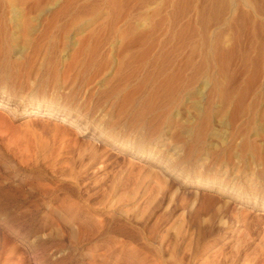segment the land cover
<instances>
[{
  "label": "rangeland",
  "instance_id": "obj_1",
  "mask_svg": "<svg viewBox=\"0 0 264 264\" xmlns=\"http://www.w3.org/2000/svg\"><path fill=\"white\" fill-rule=\"evenodd\" d=\"M0 17V264H264V211L195 182L238 173L264 0H0ZM32 98L73 123L32 121ZM139 138L161 171L128 161Z\"/></svg>",
  "mask_w": 264,
  "mask_h": 264
},
{
  "label": "bare ground",
  "instance_id": "obj_2",
  "mask_svg": "<svg viewBox=\"0 0 264 264\" xmlns=\"http://www.w3.org/2000/svg\"><path fill=\"white\" fill-rule=\"evenodd\" d=\"M14 11V10H13ZM12 11V12H13ZM16 11V10H15ZM17 12V11H16ZM14 13V12H13ZM18 13V12H17ZM16 14V13H14ZM13 15V14H12ZM4 16V15H3ZM1 18V17H0ZM17 18V17H16ZM5 19H7L5 17ZM4 19V21H5ZM10 19H14V15H13V18H10ZM1 20V19H0ZM8 21V20H7ZM18 20L16 19V22ZM22 21V20H20ZM19 21V22H20ZM17 22V23H19ZM15 23V22H13ZM12 23V24H13ZM22 24H24L25 22H21ZM3 24V23H2ZM6 24V23H5ZM57 24V23H56ZM1 25V24H0ZM19 26L21 24H18ZM16 25V26H18ZM31 25V24H30ZM29 25V26H30ZM4 26V25H3ZM28 26V27H29ZM54 26V25H53ZM1 27V26H0ZM7 27V26H5ZM4 27V28H5ZM25 27V26H24ZM30 27H33V26H30ZM29 27V28H30ZM56 27V26H55ZM17 28V27H16ZM21 28V27H20ZM19 28V29H20ZM53 28V27H52ZM59 28V27H58ZM22 29V28H21ZM27 29V28H26ZM25 29V31H27ZM30 29H33V28H30ZM55 29V28H54ZM3 29H1L0 32H2ZM7 30V29H5ZM24 31V29H22ZM4 31V30H3ZM21 31V30H20ZM21 31V33L23 32ZM24 31L25 34H21V35H26L27 33ZM28 31H31V30H28ZM5 32V31H4ZM7 32V31H6ZM5 32V33H6ZM55 32V30H54ZM53 32V33H54ZM7 33H10L9 31ZM29 33V32H28ZM44 33V32H43ZM47 33V31H46ZM46 33L41 34L42 35H45ZM50 33V31H49ZM3 35V33H1ZM0 34V36H1ZM31 34V32H30ZM7 35V34H6ZM13 35L14 37V34H11V36ZM19 35V34H18ZM19 35V36H21ZM55 35V34H53ZM28 36V34H27ZM26 36V37H27ZM6 37V36H5ZM17 37V36H16ZM32 37V36H30ZM45 37V36H43ZM264 37V36H263ZM2 38V36L0 37V39ZM11 38V37H10ZM24 41V38L21 37ZM29 38V36L27 37ZM4 39V38H3ZM8 39V38H7ZM15 39V38H13ZM26 39V38H25ZM32 38L28 39L30 41ZM47 39V38H45ZM49 40H51L49 38ZM9 41V40H8ZM12 41V39H11ZM10 41V42H11ZM14 41V40H13ZM26 41V40H25ZM263 41V40H262ZM2 42V40L0 41ZM29 42V41H28ZM48 42V40H47ZM6 43V41H5ZM12 43V42H11ZM33 43V42H32ZM3 44V43H2ZM9 44V43H8ZM29 44V43H28ZM27 44V45H28ZM50 44V43H49ZM1 45V43H0ZM263 45V44H262ZM8 46V45H7ZM1 47V46H0ZM7 48V47H5ZM4 49L1 48V50ZM0 50V51H1ZM8 50V48H7ZM2 52V51H1ZM6 52V51H4ZM3 54V53H2ZM217 87V86H216ZM219 88V87H217ZM208 89V88H207ZM252 89V88H251ZM263 89V88H262ZM211 90V89H210ZM264 90V89H263ZM205 91L206 90V87H203V88H199L198 89V94H200V98L201 99H204L205 97ZM217 93V92H216ZM247 94V93H246ZM264 98V97H263ZM259 100V99H258ZM31 101H34V102H31L29 105L32 106V107H36L38 108V111H35L34 112V115H32L31 117V120L32 121H42V120H46L47 121V118H56L57 120L59 121H69V119H67V116L65 114H59V113H56L57 111L55 112H51L49 110H52L53 108H51V104L52 102H46V101H41L39 99H33ZM264 100H261L258 102H255L253 104H251V107H250V110H248V115H246L243 119L240 120L239 124H235L237 125L235 130L232 131L233 132V136L235 138V141L236 144H234V146L230 149L231 152L233 151L232 155L235 156L234 159L237 160V166H236V169L238 172L237 174L234 173L232 174V178L228 177L229 179L226 180V175H224L222 178L218 179L219 181H203L201 179V177H198L195 179V182L197 183L196 185L198 186H201V187H204V188H208V189H212V188H219V191H221L222 193H228V192H231V194L236 197V198H239V199H242L243 197L244 198H248L250 200L246 201L248 202L252 207H255V208H258L260 210H263L264 211V196L262 198H258V197H253V195L255 196L257 194V192L259 193L264 191V110H263V113L260 112L259 110L261 109L260 107V102ZM241 103V102H240ZM252 103V102H251ZM198 104L197 108L200 107L201 104L199 103H196ZM250 104V103H249ZM264 104V103H263ZM1 105V104H0ZM194 106V105H193ZM249 106V105H248ZM264 107V105H263ZM41 108V109H39ZM196 108V107H195ZM248 108V107H247ZM194 110V109H193ZM196 110V109H195ZM198 110V109H197ZM247 110V109H246ZM262 110V109H261ZM247 112V111H246ZM203 114V113H202ZM247 114V113H246ZM234 115V114H233ZM244 116V115H242ZM29 119V118H28ZM222 119V118H221ZM29 119V121H31ZM226 118H223L220 122L221 124L225 125L227 124L226 123ZM231 119H229L230 121ZM233 120V118H232ZM228 121V120H227ZM234 121V120H233ZM70 123H73L72 121H69ZM236 122V121H235ZM230 123L232 124V122L230 121ZM221 126V125H220ZM78 128V130L81 129L80 126H76ZM232 128V127H231ZM229 133V132H228ZM230 134V133H229ZM260 135H263V138L261 140L257 139L256 137L257 136H260ZM229 136V135H228ZM227 136V137H228ZM226 137V136H224ZM261 137V136H260ZM108 139V138H107ZM154 139V138H153ZM152 140V139H151ZM226 140V139H225ZM230 140V139H228ZM156 141V139H155ZM227 141V140H226ZM263 141V143H262ZM234 142V143H235ZM146 143H144V140H142V138L134 141L132 143V145L130 147L133 148V150H128V152H130V155L128 157V161L130 163L132 162H136V159L135 158H138V159H144L146 162L148 163H151V164H157V165H160V171H161V159H159L158 156L154 157V155L151 153V146H148L147 144L145 145ZM112 146L114 147H117L118 145L115 144V142H112ZM121 148V147H119ZM154 148V147H153ZM123 149V148H121ZM126 150V149H125ZM229 150V149H228ZM227 150V151H228ZM222 151V149H221ZM177 153V152H176ZM220 153V152H219ZM225 153V152H224ZM221 154L223 155V152H221ZM220 155V154H219ZM229 155V154H228ZM230 156V155H229ZM228 156V157H229ZM218 157V156H217ZM221 157V156H220ZM232 158V157H231ZM233 159V158H232ZM260 159V161L262 160L263 164L262 166L260 165V163H257V160ZM229 160V159H228ZM230 161V160H229ZM210 162V161H208ZM249 162L251 164H249ZM133 163V164H134ZM168 163V162H167ZM214 162H212L211 164H213ZM221 163V162H220ZM224 166L225 165H228L227 163L226 164H223ZM232 165V164H231ZM234 165V164H233ZM218 166V165H217ZM226 167V166H225ZM234 167V166H233ZM164 170L167 169V167L164 165ZM229 168V167H228ZM231 168V167H230ZM171 169V168H170ZM226 169V168H225ZM234 169V168H233ZM217 171V170H216ZM202 172V171H201ZM223 174H226V170L224 171ZM243 174V175H241ZM236 176V177H235ZM248 176L247 178H244ZM214 178V177H213ZM244 178V179H242ZM249 183L250 185V189H249V192H242L241 188H243V185H241L240 183ZM259 186V187H256V186ZM260 188V189H259ZM243 194V196H242ZM243 198V199H244Z\"/></svg>",
  "mask_w": 264,
  "mask_h": 264
}]
</instances>
